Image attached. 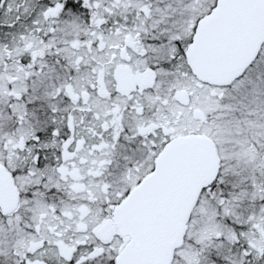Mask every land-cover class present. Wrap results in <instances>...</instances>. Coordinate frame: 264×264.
<instances>
[{"label":"snow or ice","instance_id":"1","mask_svg":"<svg viewBox=\"0 0 264 264\" xmlns=\"http://www.w3.org/2000/svg\"><path fill=\"white\" fill-rule=\"evenodd\" d=\"M0 264H264V0H0Z\"/></svg>","mask_w":264,"mask_h":264}]
</instances>
